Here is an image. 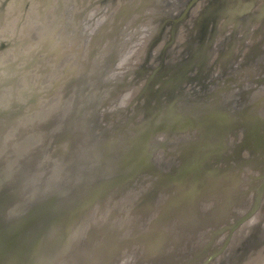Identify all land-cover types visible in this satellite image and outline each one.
<instances>
[{"label": "water", "instance_id": "95a60500", "mask_svg": "<svg viewBox=\"0 0 264 264\" xmlns=\"http://www.w3.org/2000/svg\"><path fill=\"white\" fill-rule=\"evenodd\" d=\"M50 1L22 60L57 74L0 98V264H264V0H99L76 30Z\"/></svg>", "mask_w": 264, "mask_h": 264}, {"label": "rangeland", "instance_id": "374dc122", "mask_svg": "<svg viewBox=\"0 0 264 264\" xmlns=\"http://www.w3.org/2000/svg\"><path fill=\"white\" fill-rule=\"evenodd\" d=\"M10 1L11 0H9V2ZM64 1H65V9H66V15H65V22L67 23L66 25L70 24V26H73V28L75 30H76L79 22H81V23L86 22V21L91 22L92 19L94 20L96 17V16L94 17V15H97L96 12L99 11V8H100L99 4L103 5L102 2L100 3L99 0H64ZM106 1H108V0H106ZM57 2H58V0H57ZM57 2H56V0H53L54 4L55 3L57 4ZM88 4H89V6H93V7L89 8L87 10V12L81 13L82 12L81 9L86 5L88 6ZM50 5H53L50 0H12V2H10V4H4L5 8H4L3 4L0 3V27L2 24L3 25L6 24V26H4L5 29L0 31V34H1L0 35V57L8 59L6 61H4V60L0 61V66L1 67L3 66V68L0 69V75L6 76L7 74H9V75H7V77H8V79H10L7 81V84H3L4 86L0 85V87H1L0 91L3 89L2 91H4V92H9V93L11 92L12 93L13 91L15 92V90H16L14 88V85H13L14 80H11L15 76H13V78H9L12 75H15L16 72H13L14 74H12V72L7 73L4 71V68L6 70L11 69V66L13 67L14 62H17V65H18L17 68H15L14 70L15 71L17 69L22 70L21 78L24 81L23 84L26 85L28 83L27 85L30 89L34 88V86H31V84L35 83V82H40L39 81L40 79H42L41 81L43 84L45 83V81H47V83H45V84L50 86L51 80L57 74L56 71L58 69L55 72L50 71L47 73H43V68L40 69L38 67V64H39V59H38L39 56L38 55L36 57L30 59L31 64H33V62H34L33 65L30 64L29 66H25L27 61H25L22 64L24 66H20L21 64H19V63H21V58H22L21 54H22L23 50L26 51L27 56H28V53H30V49H31V51H34V49H36V51H37L39 49L38 48L39 46H38V44H34L35 38L38 37V35H39V37H41L44 34L45 30H43V28L46 29L48 27V29H49L50 27L53 26V24L55 22V18L57 17V13L55 11V10H57V8H55L56 7L55 6L53 8V10L50 9V13H51L50 14V13H48L49 10H47V7ZM59 8H60V6H59ZM59 8H58V14L61 13L59 11ZM103 12H105V11H103ZM100 16H102V15H100ZM86 18H88L89 20H86ZM104 32L106 33L107 30H105ZM88 33H91V29ZM104 34H102V35H104ZM145 34L146 33L142 32L140 35L142 36ZM147 34H149V33H147ZM102 35L100 38H98L99 39L98 41H100V39L104 37ZM145 37L142 36L137 41V43H138L137 45L135 44V45H132V47H128L129 48L128 50H130L128 59L130 61H132L133 58L143 56V51H145V48H146L145 45L147 43V40ZM89 41H91V38H88V36L86 35V40H85L86 45L89 44L88 43ZM118 43H119V47L120 46L122 47V45L125 44L126 42L122 39H120V40L118 39V40H116V43H112V45L114 46V45H117ZM86 45H83L84 48L85 47L88 48V45L87 46ZM99 47H100V45H99ZM112 47H110L108 49V51H111ZM40 48H41V45H40ZM101 48L104 51V46L103 47L101 46ZM10 51H11L12 55H10ZM18 53H21L20 57H19ZM36 53L38 54V52H36ZM35 58H36V60H35ZM128 59L125 60L126 61L125 65H128L131 63V62H129ZM29 70H31V71L29 72ZM48 77L50 79H47ZM29 82H31V83L29 84ZM47 88L49 89L50 87H47ZM2 93H0V96H1L0 98H2ZM10 94L5 95L4 98L11 97L12 95H10ZM262 206L263 207H261L260 211H259L260 218L264 216V201H263ZM250 223H252L254 225V223L250 222V221L249 222H241L238 225V228H239L238 234H240L241 232H243L245 230L247 232H250L251 231L250 229L252 227L251 225H249ZM209 232H210V230H209ZM226 232L227 231H225V233H223V234H226ZM127 253H128L127 250H125V252H124V248L120 252V254H122V256H125V258H131L132 256H134L133 253H131L130 256H129V254L126 255Z\"/></svg>", "mask_w": 264, "mask_h": 264}, {"label": "bare ground", "instance_id": "6f19581e", "mask_svg": "<svg viewBox=\"0 0 264 264\" xmlns=\"http://www.w3.org/2000/svg\"><path fill=\"white\" fill-rule=\"evenodd\" d=\"M12 25V24H11ZM4 26H6V24L5 25H1V27H0V31L1 30H3V29H5L4 28ZM53 33H54V31H53ZM1 35V34H0ZM58 35V34H57ZM66 36H67V39L65 40L66 41V43H65V51H66V49L67 50H69L70 51V53H69V57L71 58V57H73L74 58V60L76 59V55L78 56V51L80 50V49H84V46L83 45H86V43H85V40H86V34H85V32L83 31V30H81V31H78V32H76V33H66ZM103 36V35H102ZM91 41H89L88 43H90ZM110 48V47H109ZM98 49V48H97ZM97 51V50H96ZM107 52H111V51H107ZM96 53V54H95ZM94 54H95V58H94V60H93V62L92 63H90V67H88V69L89 68H94L95 66L94 65H97L98 63H101L103 60H102V58L101 57H99L98 55H99V53L98 52H95ZM98 53V54H97ZM19 54V57H20V54L21 53H18ZM23 54H26V51H24L23 50V52H22V54L21 55H23ZM132 54V53H131ZM10 55H12V53H11V51H10ZM23 57V56H22ZM9 58V57H8ZM69 58V59H70ZM99 58V61H96L97 59ZM54 59V57H51L50 58V60H53ZM1 60H4V61H6V60H8L7 58H3V57H0V61ZM18 60V59H17ZM16 61V60H15ZM21 62L22 63H24L25 61H22V58H21ZM105 62H107V61H105ZM4 63V62H3ZM97 63V64H96ZM19 64H21V63H19ZM53 64V61L52 62H50L49 63V65L51 66ZM22 65V64H21ZM20 65V66H21ZM7 66V65H6ZM5 66V67H6ZM23 66V65H22ZM17 67V66H16ZM81 68V67H80ZM5 70V69H4ZM18 70V69H17ZM16 70V71H17ZM5 72H7V73H9V71H7V70H5ZM18 74V76L20 75L19 74V71H17L16 72V74L15 75H17ZM7 75H9V74H7ZM6 75V76H7ZM53 75V74H52ZM13 76V75H12ZM11 76V77H12ZM72 76V74L70 75V77ZM0 77H4V75H0ZM10 77V78H11ZM8 78V77H7ZM49 78V77H48ZM47 78V79H48ZM72 79V78H71ZM24 86V85H23ZM23 86H22V88H23ZM117 90H115V91H117V93L118 92H120L121 91V88L120 87H117L116 88ZM3 90V89H2ZM20 90H21V88H20ZM6 91V90H5ZM3 92V91H2ZM8 94H10L9 92H5L4 94H2V98H4V96L5 95H8ZM11 95H12V93H11ZM1 97V96H0ZM12 97V96H11ZM1 100V99H0ZM58 100V99H57ZM88 122V121H87Z\"/></svg>", "mask_w": 264, "mask_h": 264}, {"label": "flooded vegetation", "instance_id": "af4514ba", "mask_svg": "<svg viewBox=\"0 0 264 264\" xmlns=\"http://www.w3.org/2000/svg\"><path fill=\"white\" fill-rule=\"evenodd\" d=\"M10 2H12V0ZM10 2H9V0H0V3L3 4V6H4V4H10ZM4 8H5V6H4Z\"/></svg>", "mask_w": 264, "mask_h": 264}, {"label": "clouds", "instance_id": "9594fccd", "mask_svg": "<svg viewBox=\"0 0 264 264\" xmlns=\"http://www.w3.org/2000/svg\"><path fill=\"white\" fill-rule=\"evenodd\" d=\"M124 264H127V261H125Z\"/></svg>", "mask_w": 264, "mask_h": 264}]
</instances>
